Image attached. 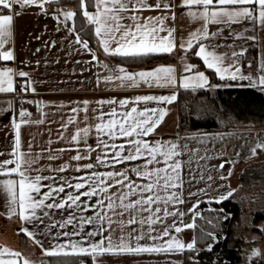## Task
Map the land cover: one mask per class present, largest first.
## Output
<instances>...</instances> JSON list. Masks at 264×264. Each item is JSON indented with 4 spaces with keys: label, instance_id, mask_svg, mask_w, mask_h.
<instances>
[{
    "label": "snow or ice",
    "instance_id": "1",
    "mask_svg": "<svg viewBox=\"0 0 264 264\" xmlns=\"http://www.w3.org/2000/svg\"><path fill=\"white\" fill-rule=\"evenodd\" d=\"M58 4L59 0H0V61L15 59L14 49L8 44L12 36L13 15L19 14L17 8L35 5L45 15L51 12L57 23L64 24L69 32L75 31V18L82 14L88 24L94 26L98 43L106 56L143 60L152 55L171 54L177 48L193 50L221 81L226 78L233 81L247 79L251 86L264 89V65L256 77L240 72L239 58L244 55L245 48L233 49L230 62L225 65L226 54L209 50V45L204 43L217 35V32H209L210 23L230 26L248 20L254 26L258 23L264 27V0H78L76 9L56 7L52 10V5ZM92 6L95 11L88 10ZM177 8L190 19L202 22L200 27L190 31L186 38L181 36L179 41L175 29L170 26L176 18ZM146 12L149 14L145 15ZM69 21L73 22L72 27H69ZM234 36L256 39L254 35L245 37L239 32ZM75 40L91 54V59L100 69L108 73L97 75V84L103 80L105 86L117 87L146 85L150 88L178 86L196 89L228 86L211 84L208 76L203 71H194L196 66L191 63L183 64L187 75L179 78L172 65L161 64L136 72L123 65L109 68L98 60L96 53L88 47V41L83 40L79 33H76ZM52 43L54 45L55 41ZM17 74L28 76V73H17L11 67H0V93L16 91L13 78ZM28 90V87L21 88V91ZM31 90L35 91L34 88ZM176 98V93L172 92L101 99L96 102L98 107L91 109V116L88 100L82 101V106L71 107L69 111L73 115L61 124L65 131L57 136L67 144L55 150L60 154L69 152V158L59 167L48 165V175L42 174L44 168L39 165L43 157L21 150L20 126L33 122L24 119L31 114L21 108L20 121H13L16 134L11 153L8 158L0 160V177H3L0 179V192L6 195L7 200L3 214L9 218L15 215L21 221L17 232L39 245L44 254L91 255V264H102L98 257L104 254L195 251V239L185 242L176 235L194 225L183 223L184 213L170 207L184 202L180 156L186 145L181 146L178 140L150 139L166 114L164 107H150V103H170ZM105 104L109 105L107 111ZM81 112L83 117L79 116ZM81 119L85 122L83 126L80 125ZM69 125H72V130H69ZM90 135L96 137L95 146L88 142ZM257 150H264V140L250 148L251 155H256ZM43 151L47 152L48 160L61 158L53 155L51 148ZM94 151L97 155L92 159ZM219 167H224L223 162ZM101 168L104 170H99ZM69 171L76 174L61 175ZM208 179L212 177L208 176ZM233 191L210 199L219 203ZM198 203L196 201L188 211L198 215ZM54 209L73 211L56 221L51 211ZM170 216L171 223L168 222ZM38 225H44L45 234L54 238L56 243L53 246H44L37 235L40 231ZM69 225L71 230H65ZM85 225L94 227L85 230ZM208 236L212 241L218 239L215 232L208 233ZM142 240H151L152 244H141ZM206 247L211 250L213 244L208 243ZM259 254V250L252 249V256ZM0 264L34 262L21 250L0 246Z\"/></svg>",
    "mask_w": 264,
    "mask_h": 264
},
{
    "label": "crops",
    "instance_id": "2",
    "mask_svg": "<svg viewBox=\"0 0 264 264\" xmlns=\"http://www.w3.org/2000/svg\"><path fill=\"white\" fill-rule=\"evenodd\" d=\"M93 11H95V9ZM175 11L177 15L170 26L175 29V36L177 41H179L181 36L186 38L188 33L200 27L202 22L190 19L185 14V12L181 11L180 8L175 9ZM17 12L19 14L13 15L12 36L9 39L8 44L9 47L14 49L15 59L10 62L0 61V67H11L17 73L20 71L28 73V76L21 77L18 74L15 75L13 79L16 91L12 93H0V160L8 158L9 154L11 153L16 134L15 129L13 128V121L19 122L21 119L19 114L20 110L21 108L25 109V107L21 105L18 113H15V98L18 95H31L36 100L35 113L24 117V119L31 120L33 122L24 123L20 126L21 150L24 152L30 151L33 155L39 154L41 157H43L40 159L39 165H42L44 168L42 174L48 175V165L56 168L62 165L69 158V152L60 154L55 150L65 147L67 144L66 140L57 139V136L59 133L65 131L61 128V124L64 123L69 116L73 115L69 111L71 107L77 105L82 106V101L88 100L89 115L91 116V109L98 107L96 102L101 99L107 100L111 98L134 97L136 95L143 94L167 95L172 92H175L177 97L179 90L184 89L178 86L171 88H150L146 85L143 87L105 86L103 80L97 84V75L103 76L107 75L108 73L100 69L96 61L91 59V54L85 48H83L82 45L76 43V31L69 32L68 28H65L64 24L57 23V20L51 13L45 15L40 11L39 7L35 5L17 8ZM148 14L149 13L147 12L145 13V15ZM68 24L69 27L73 26L72 21H69ZM259 26L261 25L258 23L254 26L253 22L248 20H245L241 23H233L230 26L210 23L208 25L209 32H217V35L212 37L210 40L204 41V43L209 45V50L226 54L228 58L225 60V65H227V63L230 62V54L233 49L239 51L240 47L245 48L247 41L253 42L252 40H243L244 38H235L234 34L239 32L245 36V33L254 28L257 29ZM96 39L98 49L101 54L97 53L89 44L88 47L96 53L98 60L104 64H107L109 68L118 65L113 62V58L116 56H106L102 47H100L98 43L97 37ZM53 41H55L54 45L52 43ZM195 47L196 46L194 45V48ZM188 51L190 50L177 48L171 54H167L174 55V61L172 62L156 63L143 67H124L129 71L136 72L140 71L141 69L155 68L161 64L172 65L176 68L177 77L179 78L180 76L187 75V73L183 71V64L190 63L188 61V55L186 56ZM179 53L182 55L179 56ZM191 55H195L193 50ZM259 59L262 61L260 62ZM261 65H264V56L262 58L258 57L259 71L257 72V75H254L253 72L244 71L239 62L240 72L245 76H258L260 74ZM204 67L208 69L205 65ZM195 70L203 71L197 67H195L194 71ZM209 70H211L216 78L219 79L214 70ZM205 75L208 76L206 73ZM223 81H226V83L223 85H228L224 86L223 88L246 87L248 83H250L247 79L241 80L239 78L236 81H233L230 78H226ZM22 87H28L29 90L21 91ZM32 88H34L35 91H32ZM161 106L166 109V114L158 125L156 131L151 135L150 139L178 140L180 145L184 146L190 142L193 137L204 136V133L200 132H179L177 98L170 103H150V107ZM104 109L107 111L109 109V105L105 104ZM83 115V112L79 114L80 117H83ZM84 123L85 122L81 119L80 125L83 126ZM69 130H72V125H69ZM95 140L96 137L94 135H90L88 142L95 146ZM49 141H51V143H49ZM29 145H31V149H29ZM48 148L53 150V155L60 156L61 158L53 160L46 159L47 152L43 150ZM193 150L194 149H191L190 147H185L180 156L182 162V195L184 202L182 204L170 205V207H174L175 209H178L184 213L183 217L181 218L183 223H187L188 217L185 205L188 203V199L190 202V197L186 196L185 193V184L189 183L190 177L192 176L191 175L188 177V171H192V166L187 165L185 160L189 157H192L194 154ZM96 155L97 152H92L91 158L94 159ZM84 162L87 161H81V163ZM75 163L76 162L73 161V164ZM37 166L38 165H33V167ZM99 170L103 171L104 169L101 168ZM75 174L76 173L74 171L61 173V175L66 176ZM0 179H3V177H0ZM42 183H49V181H43ZM204 202L210 203L215 201L209 200ZM6 208V195L3 192H0V246H7L15 250H21L27 258L34 262V264H38L39 262L37 256L40 258L44 256H59L44 254L42 248L39 245L34 244L23 233L17 232V229L21 226V221H19L15 215L11 216L10 218L5 216L3 213L6 211ZM51 211L53 218L56 221H60L62 217L66 218L67 213L72 212L73 210L67 209L65 211H61L54 209ZM58 211L60 212L59 215H57ZM193 216L194 213H190L189 219L193 220ZM171 220L172 217L170 216L168 218V222L171 223ZM38 227L40 231L37 233V235L44 246H53L56 241L52 236L45 234L44 225H38ZM93 227V225L84 226L85 230H91ZM71 228L72 226L69 225L65 230H71ZM57 230L59 231V229ZM186 230L187 228H184L176 235H178L179 238L183 240ZM106 234L107 233H105V235ZM75 238L78 239V237ZM61 239L66 238L62 237ZM96 239H98V237H96ZM164 239H168V237H164ZM140 243L151 245L152 241L142 240ZM176 253L177 251L135 253L130 255L137 256L148 254L154 257H161L162 255H174ZM115 255L117 254H104L103 256L98 257V259H108L109 257H113ZM127 255V253L118 254V256Z\"/></svg>",
    "mask_w": 264,
    "mask_h": 264
},
{
    "label": "trees",
    "instance_id": "3",
    "mask_svg": "<svg viewBox=\"0 0 264 264\" xmlns=\"http://www.w3.org/2000/svg\"><path fill=\"white\" fill-rule=\"evenodd\" d=\"M94 2V0H93ZM47 7V5H46ZM56 7L64 9H76L78 0H59L58 5H52V10ZM94 6L89 7L93 11ZM51 13V12H49ZM75 31L88 41V44L99 54L97 39L94 34L93 26L89 25L82 14L75 18ZM245 53L239 58L240 65L244 71L258 72L257 48L253 42L247 41ZM192 50L188 51V61L197 68L203 70L209 77L211 84H219L221 81L216 78L214 73L206 69L202 61L195 55H191ZM179 56L182 54L179 53ZM174 55L159 54L145 57L143 60L124 59L114 57L113 62L125 67H143L156 63L172 62ZM202 99L206 104V112L195 115L194 105ZM23 105L28 113L36 111V100L31 95H18L15 98V113H18L20 106ZM177 113L179 132H222L233 130L238 125L264 124V89L253 87L250 83L246 87L229 88H201V89H181L177 95ZM208 204L213 206L215 211L206 210ZM200 203L198 210L202 211L200 216L194 219V239L200 247L203 242L205 245L211 242L208 233L215 232L218 240L213 244L211 250L201 248L199 251H184V263H189L190 258H194L200 264H241V241L235 238V223L238 218V206L231 200H223L219 203ZM264 217L257 216V221ZM211 221V223H209ZM204 245V246H205ZM203 247V246H201ZM46 262L41 264H91V256L81 255H59L45 256ZM257 264H264V259Z\"/></svg>",
    "mask_w": 264,
    "mask_h": 264
},
{
    "label": "rangeland",
    "instance_id": "4",
    "mask_svg": "<svg viewBox=\"0 0 264 264\" xmlns=\"http://www.w3.org/2000/svg\"><path fill=\"white\" fill-rule=\"evenodd\" d=\"M249 35L256 36V39L252 41L258 50V57L262 58L264 56V27L259 26V28L245 33V37ZM225 83L226 81L219 84ZM213 89L216 88H211V90ZM201 101L202 99H199L194 105L195 115L206 112V104ZM203 135L193 137L186 144V147L194 149L192 157L185 160L187 165L192 166V171H188V177L193 176L190 177L189 183L185 184L186 196L190 197V202L188 199V203L185 205L187 223L194 225V219L202 212L198 210V205L202 201H214L210 198L218 197L234 189L232 195L226 199L235 202L238 206L239 214L235 223V238L241 241V264H257L264 259V230H262L264 229V218L257 221L258 215L264 217V150H257V154L253 156L250 153V148L260 140H264V124L260 126L256 124L238 125L233 130L206 132ZM205 156L207 158H203ZM222 162L224 167L220 168L219 165ZM221 175L224 178H221ZM208 176H211L212 179L209 180ZM196 201H199L196 207V212L199 214L194 215L191 220L189 214L193 213L188 209ZM206 210L208 212L215 211L210 204ZM193 232V227L187 228L183 241L193 240ZM217 240H211L210 243L214 244ZM204 243L206 244V242L201 244L203 247L196 245L195 251L197 252L201 248L208 250ZM252 249L259 250L260 254L252 256ZM37 257L38 264L46 262L45 256ZM100 260L102 264H200L194 256L190 258L189 263H184V251L161 257L148 254L137 256L128 254L127 256L115 255L108 259L100 258Z\"/></svg>",
    "mask_w": 264,
    "mask_h": 264
}]
</instances>
